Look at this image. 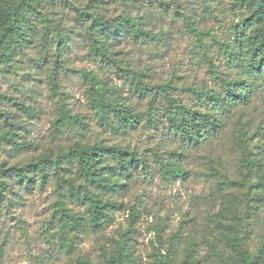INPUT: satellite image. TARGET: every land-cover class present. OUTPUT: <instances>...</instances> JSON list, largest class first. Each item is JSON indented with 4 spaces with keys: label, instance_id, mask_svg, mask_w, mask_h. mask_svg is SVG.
<instances>
[{
    "label": "rangeland",
    "instance_id": "1",
    "mask_svg": "<svg viewBox=\"0 0 264 264\" xmlns=\"http://www.w3.org/2000/svg\"><path fill=\"white\" fill-rule=\"evenodd\" d=\"M234 2L162 0L158 4L155 0H138L111 4L109 16H141L143 28L149 32L139 39L129 35L119 38L114 52L121 69L92 56L84 27L75 22L73 11L58 6L69 41L55 76L51 45L45 57L38 46L22 49L13 66L0 75V96L3 97L0 108L22 124L18 134L32 146L16 151L0 143V166L5 164L10 168L48 149L64 150L79 141L128 146L146 160L149 170L138 167L125 175L109 159L108 163L114 167L112 176L123 184L120 192L109 197L121 202L123 207L112 213V222L102 231L94 232L86 227L75 234L63 231L57 219L52 178L42 188L38 183L28 186L0 168V179L10 183L0 199V264H83L82 258L96 263L101 248L109 247L110 239L118 238V231L127 226L130 207L140 213L130 236L139 264H153L150 253L158 245L151 229L156 225L163 229V240L176 232L183 237H195L198 242L201 237H208L217 197L213 180L205 176L206 161L202 156L222 149L227 163L233 165L235 151L230 153L225 144L238 120L248 122V128L255 131V140L264 143V105L259 92L255 89L247 102L238 104L229 114H219L223 125L196 146H189L178 138L165 119L149 108L148 102L155 97L151 88L169 83V94L182 104L201 111L213 110L210 103L204 104L193 91L221 90L210 73L211 65L224 76L236 73L214 44V39L231 41L233 27L246 16L245 10L234 6ZM41 3L46 9L54 7V0H41ZM196 32L203 35L201 40H197ZM138 74L142 75L141 83L148 86L143 91L137 89ZM91 77L106 84L109 98L139 114L140 120L133 129H118L115 118L111 124L97 122L88 98ZM54 78L64 94L63 101L52 91ZM62 103L73 116L83 119L84 130L74 127L61 134L53 133L52 122ZM164 105L162 96H156L154 106L162 111ZM24 108L35 113L30 117ZM147 115H152L157 123L150 124ZM3 129L6 130L0 119V131ZM173 152L182 154L180 165L186 171L182 179L167 178L159 171L158 159L168 163L176 161ZM66 205L74 212L85 214L81 206L69 201ZM263 233L264 206L258 211L249 241L251 250ZM199 247L204 255L202 242Z\"/></svg>",
    "mask_w": 264,
    "mask_h": 264
},
{
    "label": "trees",
    "instance_id": "2",
    "mask_svg": "<svg viewBox=\"0 0 264 264\" xmlns=\"http://www.w3.org/2000/svg\"><path fill=\"white\" fill-rule=\"evenodd\" d=\"M117 1L138 0H54V7L49 9L42 6L41 0H0V75L13 66L22 49L38 46L45 57L51 45L54 47L55 76L69 41L58 6L73 11L75 22L84 27L90 44L89 53L121 69L114 52L119 38L129 35L139 39L148 36L149 32L143 28L141 16H109L111 4ZM155 1L162 4V0ZM234 6L245 10L246 16L233 27L231 41L214 39V44L236 73L224 76L211 65L210 73L221 85V90L193 91L204 104L210 103L213 110L201 111L182 104L169 94V83L151 88L155 97L148 102L149 108L164 118L168 128L189 146H196L210 133H216L223 125L218 115L229 114L238 104L247 102L255 89L264 105V0H235ZM195 36L201 40L203 35L196 32ZM138 77L137 89H147L148 86L141 83L142 75L138 74ZM90 80L88 98L97 122L111 124V119L115 118L118 129H133L140 120L139 114L130 106L109 98L105 83L94 77ZM51 88L63 101L64 94L59 91L55 78ZM159 95L165 102L162 111L154 106ZM2 99L0 96V101ZM24 110L30 117L35 113V110ZM0 119L6 128L0 131V143L8 144L16 151L32 148L18 134L22 124L17 123L9 112L0 108ZM147 121L157 123L152 115H147ZM74 127L82 131L86 124L62 103L52 122V131L57 135ZM226 143L230 153L235 151L233 165L227 163L222 149L202 156L206 161L205 176L213 180L217 197L216 211L210 219L211 231L207 238L201 237L199 241L205 247V254L201 255L195 237H183L176 232L163 240V229L156 225L151 229L158 245L150 253L153 264H264V233L253 250L249 246L258 211L264 206V143L255 140V131L248 128V122L241 120L236 121ZM172 155L176 161L168 163L158 159L159 171L167 178L182 179L186 175L180 165L182 154L173 152ZM109 159L125 175L138 167L149 170L146 160L128 146L79 141L64 150L48 149L24 163H16L10 168L1 164L0 168L28 186L38 183L42 188L52 178L56 193L55 214L62 230L78 234L86 227L94 232L102 231L112 222V213L123 207L121 202L109 197L123 188V184L112 176L114 167L108 163ZM8 186L9 182L0 179V199L5 196ZM66 201L83 207L85 214L74 212ZM128 211L127 226L118 231V238L110 239L109 247L101 248L96 263L82 258L83 264H139L130 236L140 213L134 207Z\"/></svg>",
    "mask_w": 264,
    "mask_h": 264
}]
</instances>
